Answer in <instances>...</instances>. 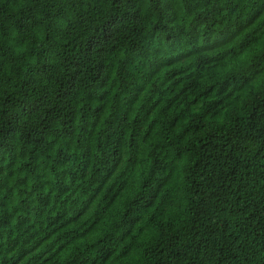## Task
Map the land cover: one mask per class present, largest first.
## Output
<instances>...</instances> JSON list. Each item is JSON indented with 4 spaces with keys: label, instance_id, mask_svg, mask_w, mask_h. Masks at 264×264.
Segmentation results:
<instances>
[{
    "label": "trees",
    "instance_id": "16d2710c",
    "mask_svg": "<svg viewBox=\"0 0 264 264\" xmlns=\"http://www.w3.org/2000/svg\"><path fill=\"white\" fill-rule=\"evenodd\" d=\"M0 264H264V0H0Z\"/></svg>",
    "mask_w": 264,
    "mask_h": 264
}]
</instances>
